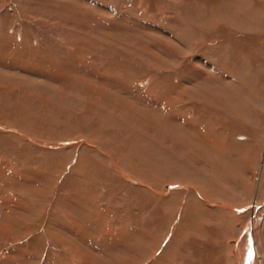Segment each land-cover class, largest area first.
<instances>
[{"label": "rangeland", "instance_id": "1", "mask_svg": "<svg viewBox=\"0 0 264 264\" xmlns=\"http://www.w3.org/2000/svg\"><path fill=\"white\" fill-rule=\"evenodd\" d=\"M262 254L264 0H0V264Z\"/></svg>", "mask_w": 264, "mask_h": 264}, {"label": "bare ground", "instance_id": "2", "mask_svg": "<svg viewBox=\"0 0 264 264\" xmlns=\"http://www.w3.org/2000/svg\"><path fill=\"white\" fill-rule=\"evenodd\" d=\"M250 231H251V230H250ZM248 235H249V234L247 233V234H246V238H247ZM251 235H252V234H251ZM252 238H254V237H252ZM255 247H257V250H258V251H261V250H262L261 246L258 245L257 242H255V246H252V245H251L249 251H248V250H247V251H246V250H243L241 257H243V253H244V251H245V253L248 252V254H247V257H248L249 253L252 252L253 249H254ZM260 248H261V249H260ZM255 249H256V248H255ZM240 253H241V252H240ZM253 253H254V252H253ZM253 256H254V255H253ZM260 257H261V260H262V262H263L262 264H264V254L260 255ZM249 258H250V257H249ZM250 260H251V259H250ZM248 261H249V259H248Z\"/></svg>", "mask_w": 264, "mask_h": 264}, {"label": "crops", "instance_id": "3", "mask_svg": "<svg viewBox=\"0 0 264 264\" xmlns=\"http://www.w3.org/2000/svg\"><path fill=\"white\" fill-rule=\"evenodd\" d=\"M231 4H232V0H231ZM231 6V5H230ZM250 150H251V148H249ZM249 152V150H247V153ZM236 155L239 157V159H240V156H242V157H245V152H239V153H236ZM244 159V158H243ZM243 164H241V166H242Z\"/></svg>", "mask_w": 264, "mask_h": 264}]
</instances>
